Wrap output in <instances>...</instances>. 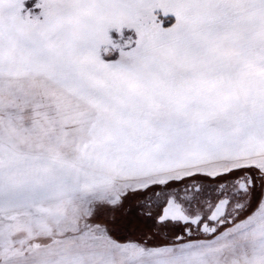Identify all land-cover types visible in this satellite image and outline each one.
I'll use <instances>...</instances> for the list:
<instances>
[{"label":"snow or ice","instance_id":"6c2138e0","mask_svg":"<svg viewBox=\"0 0 264 264\" xmlns=\"http://www.w3.org/2000/svg\"><path fill=\"white\" fill-rule=\"evenodd\" d=\"M0 264H264V0H0Z\"/></svg>","mask_w":264,"mask_h":264}]
</instances>
